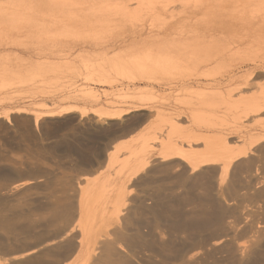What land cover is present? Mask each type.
Listing matches in <instances>:
<instances>
[{
	"label": "rangeland",
	"instance_id": "374dc122",
	"mask_svg": "<svg viewBox=\"0 0 264 264\" xmlns=\"http://www.w3.org/2000/svg\"><path fill=\"white\" fill-rule=\"evenodd\" d=\"M0 264H264V0H0Z\"/></svg>",
	"mask_w": 264,
	"mask_h": 264
},
{
	"label": "bare ground",
	"instance_id": "6f19581e",
	"mask_svg": "<svg viewBox=\"0 0 264 264\" xmlns=\"http://www.w3.org/2000/svg\"><path fill=\"white\" fill-rule=\"evenodd\" d=\"M18 25H20V24H18ZM225 147H228V146L226 145ZM163 148L164 149L162 152H163L164 156L169 157L170 155H174V154H177L176 156H184L189 161V163L193 167V169H197L204 164L217 163L220 161H225L224 167H226L233 160H235L236 158L240 157L242 154H245L247 152V151H240V152L231 151L228 154V157H226V158H223L221 156H212V155H208V154L203 156V157H200V152L193 151L191 153H187L183 149H181V145L173 142L172 140H171V142L166 141Z\"/></svg>",
	"mask_w": 264,
	"mask_h": 264
},
{
	"label": "crops",
	"instance_id": "0c3cea01",
	"mask_svg": "<svg viewBox=\"0 0 264 264\" xmlns=\"http://www.w3.org/2000/svg\"><path fill=\"white\" fill-rule=\"evenodd\" d=\"M14 256H18V255H14Z\"/></svg>",
	"mask_w": 264,
	"mask_h": 264
}]
</instances>
